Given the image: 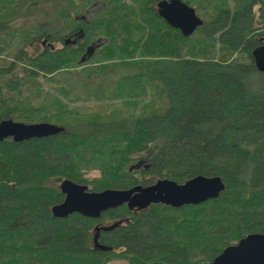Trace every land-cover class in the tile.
<instances>
[{
	"label": "trees",
	"instance_id": "1",
	"mask_svg": "<svg viewBox=\"0 0 264 264\" xmlns=\"http://www.w3.org/2000/svg\"><path fill=\"white\" fill-rule=\"evenodd\" d=\"M94 1L0 0V39L16 45L10 61L0 58V121L64 126L0 141V263L201 264L264 233V71L252 53L264 5L258 15L251 5H194L204 21L185 35L160 15L159 0H100L103 8L91 9ZM89 8V21L77 19ZM37 39L39 52L21 45ZM109 98L124 107L78 105ZM201 173L223 178L219 197L122 204L100 217L52 211L65 178L103 190ZM96 233L111 248L96 246Z\"/></svg>",
	"mask_w": 264,
	"mask_h": 264
},
{
	"label": "water",
	"instance_id": "2",
	"mask_svg": "<svg viewBox=\"0 0 264 264\" xmlns=\"http://www.w3.org/2000/svg\"><path fill=\"white\" fill-rule=\"evenodd\" d=\"M157 6L160 15L185 35H191L203 23L196 8L185 0H159ZM253 54L257 67L264 71V44L256 47ZM63 129V125L47 120L27 122L9 117L0 121V141L8 137L15 140L41 137ZM225 188L226 183L220 175L202 173L184 182L163 177L147 185L138 183L127 188L109 187L103 190H92L86 183L65 178L61 182L65 197L53 205L52 211L57 217H66L73 212L100 217L103 211L122 204H127L131 209H141L159 202L179 207L219 197ZM94 239L96 246L111 248L98 242L97 233ZM201 264H264V233H249L237 243L226 246L214 259Z\"/></svg>",
	"mask_w": 264,
	"mask_h": 264
},
{
	"label": "rangeland",
	"instance_id": "3",
	"mask_svg": "<svg viewBox=\"0 0 264 264\" xmlns=\"http://www.w3.org/2000/svg\"><path fill=\"white\" fill-rule=\"evenodd\" d=\"M195 2L198 3V2H200V0H195ZM203 2L205 3L204 0H203ZM83 3H85V2H83ZM96 7L99 8V9H101V8H103V5H96ZM79 13H82V12H79ZM84 15H86V13ZM7 37H9V36H6L5 40L4 39H0V43L1 44H6V42H9V45H8V47H6L5 51L3 53H0V58H6L7 61H10L11 60V57L15 53L14 50L16 48V45L15 46L12 45V42L15 39L14 40L13 39L11 40V39H7ZM97 43L98 44H96L95 47H94V43L91 44V48H93V49L88 54H84L83 55L84 58L90 57L91 55L94 54V50L96 49V47H98L99 45H101L102 39H97ZM21 45H26V47L31 52H39V51L43 50L44 47H45V46H43L41 44V41L38 40V39H37V41L28 40L27 42H22ZM48 45H50V44H48ZM54 45L58 46L59 44L54 42ZM11 54H12V56H11ZM81 60H83V59H81ZM87 61L88 62L87 63L85 62V63L88 66H91V65L94 64V62L91 61V60H87ZM85 63H83L81 66L85 65ZM62 95H64V94H62ZM118 102H119L118 99H110V98L109 99H105V100L91 99V100H88V101H86L84 103L81 101V102L78 103V105L81 108H84L85 110H88V111L99 110V111H104V112H110L114 108L124 107L123 105L118 104ZM33 122H36V121H33ZM98 173H99V170H93V172H92V174H95V175H97ZM110 264H129V262H128V260L126 258H120L119 257V258H112L111 261H110Z\"/></svg>",
	"mask_w": 264,
	"mask_h": 264
},
{
	"label": "flooded vegetation",
	"instance_id": "4",
	"mask_svg": "<svg viewBox=\"0 0 264 264\" xmlns=\"http://www.w3.org/2000/svg\"><path fill=\"white\" fill-rule=\"evenodd\" d=\"M186 2H188V0H185ZM159 2V1H158ZM158 2L156 3V5H158ZM190 5H231V10H235V6H237V5H240V8H243V7H248L249 5H251V7H252V10L256 13V15H258L259 13H260V10H261V7L264 5V0H216V1H214V2H211V3H207V2H203L202 0L200 1V2H198V3H194V4H192V3H190V2H188ZM83 5L84 4H87V3H82ZM91 5H93V8H91V9H96L97 7H96V5H103V2L102 1H100V0H96V1H94ZM195 7V6H194ZM196 8V7H195ZM223 8H225V7H223ZM90 10V8L89 9H87V11H85V12H82V13H80V14H78L77 15V19H85V20H87V21H89V18H88V11ZM196 11H197V13L199 14V16H201V18H203V16H202V14H201V12L199 11V10H197L196 9ZM86 13V15H84ZM203 21H204V18H203ZM200 26V25H199ZM198 26V27H199ZM197 27V28H198ZM260 30V29H259ZM259 30H257V32L259 31ZM80 31H82V30H78L77 32H76V34L74 33L73 35H70L69 37V42L70 41H72L73 43L74 42H76V40H77V38L78 37H81V35H82V33L83 32H81L80 33ZM261 31V30H260ZM250 37V36H249ZM100 39V38H99ZM257 39H258V44L257 45H255V47H253V49H252V53H253V50L256 48V47H258V46H260V45H262V44H264V34H261V33H259V35L257 36ZM91 44H93V43H91ZM90 44V45H91ZM96 44H98L97 43V40H95V42H94V47H95V45ZM91 48V47H90ZM88 48L87 49V51L84 53V54H88L89 52H91V50L93 49V48ZM254 55V54H253Z\"/></svg>",
	"mask_w": 264,
	"mask_h": 264
}]
</instances>
